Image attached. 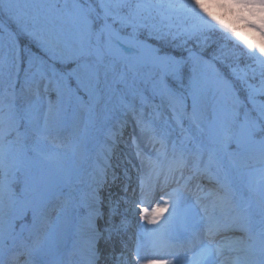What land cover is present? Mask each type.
Here are the masks:
<instances>
[{
  "label": "snow or ice",
  "instance_id": "6c2138e0",
  "mask_svg": "<svg viewBox=\"0 0 264 264\" xmlns=\"http://www.w3.org/2000/svg\"><path fill=\"white\" fill-rule=\"evenodd\" d=\"M0 264H264V0H0Z\"/></svg>",
  "mask_w": 264,
  "mask_h": 264
},
{
  "label": "trees",
  "instance_id": "16d2710c",
  "mask_svg": "<svg viewBox=\"0 0 264 264\" xmlns=\"http://www.w3.org/2000/svg\"><path fill=\"white\" fill-rule=\"evenodd\" d=\"M229 62H231L233 64L235 63L234 59L231 56H229ZM240 66L243 67V64H241Z\"/></svg>",
  "mask_w": 264,
  "mask_h": 264
},
{
  "label": "rangeland",
  "instance_id": "374dc122",
  "mask_svg": "<svg viewBox=\"0 0 264 264\" xmlns=\"http://www.w3.org/2000/svg\"><path fill=\"white\" fill-rule=\"evenodd\" d=\"M256 167H260V165H259V164H257V165H256ZM205 183H206V182H205ZM149 227H151V226H149Z\"/></svg>",
  "mask_w": 264,
  "mask_h": 264
}]
</instances>
